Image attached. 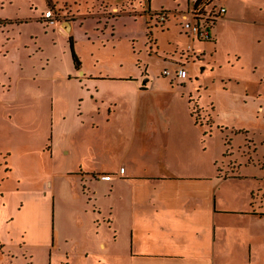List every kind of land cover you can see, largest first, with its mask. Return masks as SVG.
I'll return each mask as SVG.
<instances>
[{
	"label": "crops",
	"instance_id": "1",
	"mask_svg": "<svg viewBox=\"0 0 264 264\" xmlns=\"http://www.w3.org/2000/svg\"><path fill=\"white\" fill-rule=\"evenodd\" d=\"M128 1L110 0V12H115L110 23L99 21L101 8L95 7L58 20L60 31L68 38L73 35L76 44L95 45L99 29L107 34L104 38L112 39L124 28L130 41L139 36L146 40L148 20L143 14L132 13L133 5ZM150 5L152 12L164 11ZM172 11L178 16L186 14L181 8ZM230 14L227 6L222 21H229ZM154 28L158 33L160 29ZM153 40L149 41L152 48L157 42ZM218 44L214 32L207 40L191 34L190 44L185 45L186 58L154 49L162 55L158 58L163 64L157 70L150 68L148 54L146 61H135L133 72L119 76L82 65L75 67L76 73L68 74L70 79L67 74L54 76L69 80L68 88L75 89L76 84V92L59 95L64 107L52 124L59 128L53 150L57 149L55 161L61 169V181L57 183L54 177L48 182L49 189L42 191L47 205H55L56 196L59 200L63 242L73 237L75 249L62 250V264H264V69L257 77L256 47L244 58L238 52H227L237 56V68L224 59L218 65ZM210 63L218 69L225 65L224 72L214 74L216 67ZM177 67L186 68L188 76L179 78ZM166 69L170 70L168 76ZM212 75L214 80L219 78L213 87ZM115 81L125 83L117 85ZM71 99L78 107L67 115ZM173 106L182 107L179 122L184 123L183 129L193 130L197 140L199 120L192 114V106L208 108L205 122L216 144L214 160L222 162L214 164L207 157L206 146H196V140L191 149L181 141V147L173 144L171 148L166 142L169 127L159 118L151 124L159 129L161 141L143 155L147 164L128 162L130 172L126 175L111 171L110 146L119 144V130L125 126L115 118L117 112L127 107L137 130L139 123L145 125L141 113ZM110 123L117 131L110 133ZM149 129L153 128L146 126ZM231 129L232 138L227 136ZM135 140L136 132L131 146ZM176 153L186 156V161ZM12 191L16 198L19 188ZM50 216V208L45 206L43 217L48 226ZM13 227H8V232ZM22 255L31 264L33 254Z\"/></svg>",
	"mask_w": 264,
	"mask_h": 264
},
{
	"label": "rangeland",
	"instance_id": "2",
	"mask_svg": "<svg viewBox=\"0 0 264 264\" xmlns=\"http://www.w3.org/2000/svg\"><path fill=\"white\" fill-rule=\"evenodd\" d=\"M130 1L133 5L132 13L146 16L149 30H153L150 38L145 40L144 36H139L135 41H130L124 34L126 29L123 28L120 35L109 39L104 38L107 34L103 33V29H99V39L95 41V45L74 43V49L83 67L104 74L110 71L113 76H119L133 72L135 61H146L148 54L151 55L149 63L152 70L159 69L163 64L158 58L162 56L160 52L169 51L178 57H187L188 49L185 45L190 44V30L185 27L184 16H178L172 10L181 8L187 13L193 6V0L128 2ZM150 2L151 9L164 10L162 12L168 21L157 15L160 11L152 12L148 8ZM51 3L50 0H0V195L5 193V196H0V241L5 243L0 245V264H26L28 261L24 259L23 253L33 254V258L29 259L31 264H62V250L68 248L73 252L75 249L71 244L73 237L67 238V243L63 242L65 237L61 232L60 204L57 196L55 205H47L42 193L44 189H49V180L52 181L55 177L57 183L61 181L58 174L61 169L55 161L57 149L53 150L59 128L52 126L53 120H56L64 107L59 95L76 92V84L75 89L68 88L69 80L64 82L63 79L54 77L67 74L70 79L68 74L77 72L70 40L60 31L58 20L71 19L77 12L86 13L87 10L91 11L97 7L101 8L99 21L109 22L110 16H114L115 12H110V0H51ZM213 5L217 10L221 5L226 8L229 6L231 10L229 21H222L223 18L219 17L210 30L212 35L214 32L219 37L218 51L215 54L218 65L224 59L230 60V65L237 68V56L228 55L227 52H238L244 58L256 47L259 59L256 75L259 77L264 69V0H214ZM165 24L167 28L164 27ZM105 25L110 26L108 23ZM155 26L160 29L158 33ZM151 40H157L153 48L149 42ZM154 49L160 52L157 51L156 54ZM210 64L216 67L214 74H222L225 70V65L223 69H218V65ZM115 83L122 85L125 82ZM215 84H219V78L214 80L212 75L211 87L216 86ZM72 99L66 105L67 115H70L72 108L78 107V102L75 107ZM205 109L197 106L194 114L199 120L198 140L193 130L183 129L184 123L179 122L183 111L180 106L151 109L141 113L145 118V125L141 126L139 123L137 130L134 116L128 113L127 107L119 110L115 118L125 122V126L122 130L118 129L121 133L119 144L110 146L111 171L126 175L130 172L128 162L131 165L147 164L143 155L148 149H154L156 141H161L162 136L157 133L159 129L155 123L151 124V121H158L159 118L166 128L169 127L166 142L171 143V148L173 144L181 147V141L185 148L191 149L196 140L195 145L206 146L207 157L210 156L211 161L219 165L222 160H214L216 144L212 134L207 131ZM222 116L225 118L224 114ZM168 122L172 124H167ZM146 126L153 129L147 131ZM113 131H117V128L110 123V133ZM135 132L136 140L131 146ZM227 136L232 138V129L228 131ZM226 141L229 144L228 138ZM234 142L238 143V139H234ZM230 146L231 144L227 145ZM233 149L231 148V151ZM176 154L186 161V156ZM122 161L124 165H121ZM120 185L125 186L123 183ZM15 188L20 190L16 198L12 191ZM59 190L58 185L57 192ZM49 197L52 199V195L49 194ZM45 206L50 208L49 226L43 217ZM13 225V231L8 232L7 228Z\"/></svg>",
	"mask_w": 264,
	"mask_h": 264
},
{
	"label": "built area",
	"instance_id": "3",
	"mask_svg": "<svg viewBox=\"0 0 264 264\" xmlns=\"http://www.w3.org/2000/svg\"><path fill=\"white\" fill-rule=\"evenodd\" d=\"M213 2L214 0H193V6L183 15L186 19L185 27L189 28L190 34L205 40L212 37L210 30L214 25V20L223 16L227 11V8L222 5L217 10L216 6H212ZM161 17L164 19L163 16ZM164 74L169 75L170 70L166 69ZM176 74L179 78H186L188 71L184 67H178Z\"/></svg>",
	"mask_w": 264,
	"mask_h": 264
},
{
	"label": "trees",
	"instance_id": "4",
	"mask_svg": "<svg viewBox=\"0 0 264 264\" xmlns=\"http://www.w3.org/2000/svg\"><path fill=\"white\" fill-rule=\"evenodd\" d=\"M50 3H51V0H50ZM52 4V3H51ZM158 16H163L164 19L166 18V15L161 11L160 13L157 14ZM217 23V19L214 20V25ZM213 25V26H214ZM149 28V27H148ZM152 34L151 30H149L148 32V38H150V35ZM69 40H70V44H71V49H72V55H73V59H74V64H75V67L77 69H80L81 68V61H80V58L79 56L77 55L75 49H74V37L73 35H70L69 37ZM196 112V107L195 106H192V114H195Z\"/></svg>",
	"mask_w": 264,
	"mask_h": 264
},
{
	"label": "water",
	"instance_id": "5",
	"mask_svg": "<svg viewBox=\"0 0 264 264\" xmlns=\"http://www.w3.org/2000/svg\"><path fill=\"white\" fill-rule=\"evenodd\" d=\"M65 25H69V22L68 21H65ZM68 28V27H67Z\"/></svg>",
	"mask_w": 264,
	"mask_h": 264
}]
</instances>
